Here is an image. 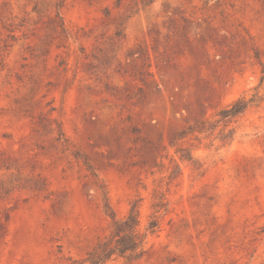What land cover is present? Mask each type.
<instances>
[{
  "label": "rangeland",
  "instance_id": "374dc122",
  "mask_svg": "<svg viewBox=\"0 0 264 264\" xmlns=\"http://www.w3.org/2000/svg\"><path fill=\"white\" fill-rule=\"evenodd\" d=\"M263 65L264 0H0V264H79L159 194L128 264H264V112L179 139Z\"/></svg>",
  "mask_w": 264,
  "mask_h": 264
},
{
  "label": "trees",
  "instance_id": "16d2710c",
  "mask_svg": "<svg viewBox=\"0 0 264 264\" xmlns=\"http://www.w3.org/2000/svg\"><path fill=\"white\" fill-rule=\"evenodd\" d=\"M264 65L261 69L259 83L253 88L250 95H244L226 107L220 109L213 119H203L190 127L188 132H182L179 139L188 134L203 135L212 142L218 141L221 146L229 145L236 137L238 122L249 112H264ZM181 159L190 163L194 168L199 167L198 159L192 150L179 149ZM180 172L176 166V173ZM141 199L137 198L131 203L128 215L119 219L106 207L112 220L109 234L101 239L79 264H109L113 261L123 260L128 264L138 260L146 251L149 239L160 231L162 217L168 211V203L164 194L157 196L154 212L143 228L140 220Z\"/></svg>",
  "mask_w": 264,
  "mask_h": 264
}]
</instances>
